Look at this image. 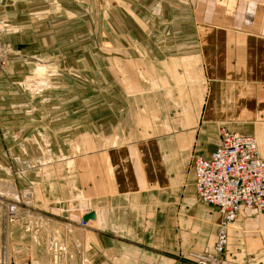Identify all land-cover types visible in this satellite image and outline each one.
<instances>
[{"label": "crops", "instance_id": "0c3cea01", "mask_svg": "<svg viewBox=\"0 0 264 264\" xmlns=\"http://www.w3.org/2000/svg\"><path fill=\"white\" fill-rule=\"evenodd\" d=\"M88 1L95 12L87 20L80 5ZM159 2L0 0V161H28L35 132L67 126L69 115L81 110L80 72H95L102 63L121 74L120 94L138 104L136 109L125 104L122 113L157 114L155 137L134 142L128 152L129 173H116L129 174L135 187L142 188L132 196L137 199L131 206L133 217L127 215L119 190L100 199L104 209L93 206L90 182L85 191L90 198L84 200L89 203V230L74 220L69 234L71 224L56 222L57 234H69L71 240L74 258L68 264H192L210 259L218 214L196 199L192 158L208 157L224 128L253 136L264 160V0H184L175 14L162 12ZM106 90L113 95L107 83ZM107 110L113 111V105ZM161 112L168 114L160 117ZM6 166L0 164V193L12 200L18 197L11 178L16 172ZM21 176L28 185L36 174ZM51 204L45 200L37 206L52 210ZM170 205L175 215L167 213ZM55 207L64 208V203ZM246 214L227 230L224 264H264V214ZM42 218L28 215L17 224L25 221L33 240L42 234L35 227L37 219L46 220ZM136 220L147 229L136 239L140 242L122 235L123 224ZM13 227L11 233H16ZM35 251L30 243L28 261L22 264H39Z\"/></svg>", "mask_w": 264, "mask_h": 264}, {"label": "rangeland", "instance_id": "374dc122", "mask_svg": "<svg viewBox=\"0 0 264 264\" xmlns=\"http://www.w3.org/2000/svg\"><path fill=\"white\" fill-rule=\"evenodd\" d=\"M160 2V10L168 14L177 13L174 9L181 8L180 4L184 5V0H160ZM145 6L149 8V5ZM166 7L170 10H167ZM80 8L82 15H86L87 20L93 17L95 7L93 4L91 5V1H88L87 5H80ZM109 11V6L105 4L104 13ZM111 66L102 63L97 65L98 70L95 72L86 70L80 72L81 110L75 113L74 122V117L71 114L69 123L64 128L49 129L48 132L45 128L35 132L36 142L28 148V161L16 160L10 165L6 160L0 161L2 167L8 165L14 169L16 175H11V178L14 184L18 185L16 199L9 200L0 193V264L26 263L28 261L26 254L30 243L36 248L35 259L39 264H68L74 258L71 252L69 253L71 240L67 239L69 234L73 233L74 220L77 221L80 228L86 230H89V224H91L89 222L91 220L89 203H84V200L90 198V192H85L88 190L90 182H92L93 191V200L90 203L93 206L104 209L100 199H105L106 194L110 199L112 193L115 192L117 195L119 190L126 198L127 215L133 217L131 206L137 204V199L133 200L132 196L142 188L137 185V188L135 187V181L129 174L116 175V173L121 174L122 171L129 173L131 158L128 157V152L130 149L134 150L132 148L136 146L134 142L140 143L150 137H155L153 134H157L155 131L158 124L157 114L154 111H134L133 109L123 113L120 111V108L125 104L133 103L135 109L138 104L134 101L132 103L130 100L127 101V97L120 94L122 91L119 82L121 74L112 71ZM41 69L37 66V70ZM46 73L43 76L44 80L47 78ZM106 83L113 95L105 94L108 91ZM108 104L109 106L113 105V111H106ZM164 114L168 113L161 112L160 117ZM154 116L155 119L151 120ZM73 124H75V128L72 126ZM56 130L60 133H56ZM58 134L63 136L61 140L56 136ZM78 139L81 142L79 145L75 143V140ZM92 139L95 143H91ZM62 140H64L63 143ZM90 154L93 155L89 157ZM26 171L36 174L33 184L27 185L23 182L21 175ZM2 173L0 170V177L4 178ZM46 182L47 184L44 185ZM114 184L117 186L115 187ZM105 186H107V190ZM45 200L52 203L49 206L52 210L37 206L39 202H45ZM61 203H64V208L55 207ZM6 204L15 206V219L9 223L4 221L3 215ZM172 207V205L165 207L169 215H175ZM65 211H67L66 214H64ZM244 213H247L246 215L254 214L251 211ZM28 215L46 218V220L42 218L45 220L43 223L40 222V219H37L39 222L35 223L36 228L41 227L42 229V234L37 239L32 240L28 237V226L25 221L20 225L17 224L20 217L23 219ZM124 219L127 221L126 217ZM138 220L133 224H123V237L128 239L133 237L132 241L140 242L136 239L140 237L141 232L145 233L147 229L146 224L138 222ZM56 222L71 224L68 227L71 228V233L65 234V236L58 235ZM12 225L17 227L16 233L14 231L11 233ZM162 226L166 232V225ZM10 243H13V250H10Z\"/></svg>", "mask_w": 264, "mask_h": 264}, {"label": "built area", "instance_id": "2783aa9c", "mask_svg": "<svg viewBox=\"0 0 264 264\" xmlns=\"http://www.w3.org/2000/svg\"><path fill=\"white\" fill-rule=\"evenodd\" d=\"M191 168L196 199L218 214L213 257L192 264H224L230 224L242 212L264 214V160L253 136L220 128L215 149L208 157L194 156ZM3 215L6 223L14 221L15 206L6 204Z\"/></svg>", "mask_w": 264, "mask_h": 264}]
</instances>
